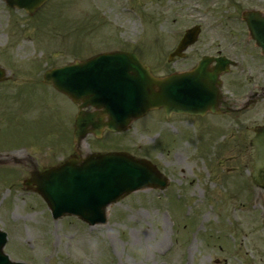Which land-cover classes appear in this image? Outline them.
Wrapping results in <instances>:
<instances>
[{
	"label": "rangeland",
	"instance_id": "374dc122",
	"mask_svg": "<svg viewBox=\"0 0 264 264\" xmlns=\"http://www.w3.org/2000/svg\"><path fill=\"white\" fill-rule=\"evenodd\" d=\"M171 6L170 0H51L28 17L0 0V65L8 70L0 82V155L16 153L23 159L24 138L36 129L30 130L29 113L21 126L19 118L26 107L34 110L33 98L42 93L45 144L31 154L42 168L69 157L77 111L53 88L41 86L44 71L113 50L134 51L155 65L152 48L159 32L166 42L157 38L154 49L168 52ZM153 119L133 124L124 135L125 147L156 162L171 178L170 187L137 192L114 204L107 225L91 228L72 217L55 222L43 199L24 190L27 171L0 167V228L4 222L8 230L14 225L6 249L11 259L30 264H264V196L258 198L249 178L250 146L245 148L241 136H232L227 127L218 131L198 122L182 128L159 122L153 131ZM108 140L96 144L88 138L82 151L104 150Z\"/></svg>",
	"mask_w": 264,
	"mask_h": 264
},
{
	"label": "water",
	"instance_id": "95a60500",
	"mask_svg": "<svg viewBox=\"0 0 264 264\" xmlns=\"http://www.w3.org/2000/svg\"><path fill=\"white\" fill-rule=\"evenodd\" d=\"M47 0H7L11 7L24 8L29 14ZM120 55V56H119ZM196 72V71H195ZM194 72V73H195ZM192 73L191 105H184L177 88L178 80L152 76L134 54H106L69 67L54 69L45 74V83L79 104L75 142L79 146L89 132L99 136L104 127L112 131L125 130L131 122L150 110L164 107L166 112L203 114L216 89L204 75ZM0 71V80L4 76ZM186 77V79H187ZM211 97H207V96ZM199 96V97H198ZM93 106L94 113L83 109ZM108 117V122L98 119ZM100 122L97 124L95 120ZM253 179L264 189V128L258 130ZM152 164L135 160L129 155H91L80 164L75 160L36 176L38 191L47 201L55 218L66 214L78 215L91 225L105 224V209L138 190L166 186V180ZM0 241V264L14 263L4 254L6 239Z\"/></svg>",
	"mask_w": 264,
	"mask_h": 264
},
{
	"label": "flooded vegetation",
	"instance_id": "af4514ba",
	"mask_svg": "<svg viewBox=\"0 0 264 264\" xmlns=\"http://www.w3.org/2000/svg\"><path fill=\"white\" fill-rule=\"evenodd\" d=\"M171 4L168 54L165 60L155 55L154 71L160 76L185 74L201 61L207 62V73L220 82L221 113L200 119L231 122L239 126L245 139H251L254 128L264 126V0H171ZM192 29L198 32L197 41L177 53ZM172 117L182 122L199 120L187 115ZM28 143L30 149L40 151L45 141L41 134L39 141L32 138ZM105 146L107 150L117 147ZM31 168L27 158L22 169L30 172Z\"/></svg>",
	"mask_w": 264,
	"mask_h": 264
}]
</instances>
